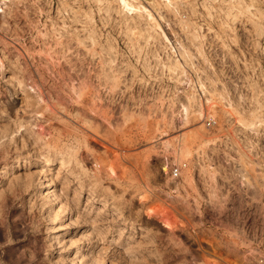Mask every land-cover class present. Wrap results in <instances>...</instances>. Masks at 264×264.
<instances>
[{
  "label": "rangeland",
  "instance_id": "374dc122",
  "mask_svg": "<svg viewBox=\"0 0 264 264\" xmlns=\"http://www.w3.org/2000/svg\"><path fill=\"white\" fill-rule=\"evenodd\" d=\"M249 251L264 264V0H0V264Z\"/></svg>",
  "mask_w": 264,
  "mask_h": 264
},
{
  "label": "bare ground",
  "instance_id": "6f19581e",
  "mask_svg": "<svg viewBox=\"0 0 264 264\" xmlns=\"http://www.w3.org/2000/svg\"><path fill=\"white\" fill-rule=\"evenodd\" d=\"M51 186H52V188H54V184H53V183L51 184ZM54 190H55V191H54V195H55V196H58V191H57L56 189H54ZM196 234H197V233H196ZM222 235H223V234H222ZM245 236H246V235H245ZM245 236H244V237H245ZM196 237H197V236H196ZM198 237H199V236H198ZM220 237H222V236H220ZM224 237H225V235H224ZM224 237H223V238H224ZM226 237H227V235H226ZM238 237H240V236H238ZM242 237H243V236H242ZM223 238H221L220 240H222ZM232 238H234V237H232ZM245 238H246V237H245ZM245 238H244V243H247L248 240H246V242H245ZM216 239H217V238H216ZM224 239H225V240H224ZM224 239H223V240H224V242H225L227 238H224ZM228 239H231V238H228ZM213 240H214V239H213ZM223 240H222V241H223ZM233 240H234V239H232V241H233ZM236 240H237V238L235 239V241H236ZM241 240H242V241H241ZM241 240H238V241H241V245H242V243H243V239L241 238ZM229 241H230V240H229ZM229 241H228V243H229ZM250 241H251V240H250ZM233 242H234V241H233ZM233 242H232V244H233ZM209 243H210V242H209ZM217 243H218V242H217ZM221 243L223 244V242H221ZM225 243H226V242H225ZM230 243H231V242H230ZM234 243H235V246H236V245H237L236 242H234ZM237 243H238V242H237ZM248 243H250V242L248 241ZM251 243H252V242H251ZM218 244H219V243H218ZM232 244H230V245H231L230 248L233 247ZM220 245H221V244H220ZM220 245H219V246H220ZM226 245H227V244H224L223 246H226ZM230 245H228V246H230ZM241 245L238 244V246H241ZM247 245H249V244H247ZM210 246H212L211 243H210ZM214 246H217V247H218V245H217L216 243L214 244ZM238 246H236V247H238ZM255 246H256V245H255ZM212 247H213V246H212ZM212 247H211V248H212ZM217 247H216V248H217ZM241 247H242V246H241ZM257 247H258V246H257ZM257 247L254 248V249H257ZM213 248L215 249V247H213ZM219 248L221 249V247H218V249H219ZM227 248H228V247H227ZM233 248H234V247H233ZM251 248H252V247H251ZM214 249H213V252H214ZM220 249H219V250H220ZM236 249H237V248H236ZM210 250H212V249H210ZM238 250H239V249H238ZM249 250H251V249H249ZM207 251H209V250H207ZM207 251H206V252H207ZM216 251H217V250H215V252H216ZM225 251H226V247H225ZM229 251H231V250H228V252H229ZM241 251H242V250H241ZM247 251H248V250H247ZM261 251H262V250H261ZM210 252H212V251H210ZM210 252H209V253H210ZM215 252H214V255L216 254ZM223 252H224V251H223ZM228 252H227V254H228ZM231 252L236 253V252H234L233 250H232ZM249 252H250V251H249ZM252 252H253V250H252ZM207 253H208V252H207ZM233 253H232V255H233ZM222 254H223V253H222ZM222 254H221V255H222ZM237 254H238V253H237ZM237 254H234V255H237ZM249 254H251V252H250ZM249 254H248V256H249ZM252 254H253V253H252ZM252 254H251L250 259L253 260V263H256V264H260V263H261V264H262V262L260 261V258L256 255V253H255L256 256H255L254 254H253V255H252ZM258 254H259V253H258ZM214 255H213V256H214ZM217 255H218V254H217ZM217 255H216V256H217ZM224 256H225V255H224ZM224 256H223V257H224ZM228 256H229V255H228ZM259 256H260V255H259ZM220 257H221V256H220ZM223 257H222V258H223ZM238 257L240 258V255H239ZM212 258H213V257H212ZM225 258H227V257H225ZM225 258H224V259H225ZM241 258H242V257H241ZM204 259H205V258H204ZM204 259H203V260H204ZM209 259H210V258L208 257V260H209ZM224 259H223V260H224ZM237 259H238V258H237ZM242 259L244 260V258H242ZM250 259H248V260H250ZM261 259H262V258H261ZM228 260H229V257H228L227 261H228ZM248 260H247V261H248ZM206 261H207V260H205V262H206ZM214 261H215V260H214ZM216 261H217V260H216ZM225 261H226V260H225ZM232 261H233V260H232ZM235 261H236V260H235ZM235 261H234V262H235ZM239 261H241V259H240ZM244 261H246V260H244ZM247 261H246V262H247ZM250 261H251V260H250ZM205 262H204V263H205ZM208 262H210V261H208ZM217 262L219 263V261H217ZM217 262H216V263H217ZM228 262H229V261H228ZM242 262H243V261H241V263H242ZM241 263H239V264H241ZM243 263L246 264L245 262H243ZM248 263H251V262H248ZM208 264H210V263H208ZM212 264H215V263L212 262ZM221 264H222V263H221ZM236 264H237V263H236Z\"/></svg>",
  "mask_w": 264,
  "mask_h": 264
},
{
  "label": "built area",
  "instance_id": "2783aa9c",
  "mask_svg": "<svg viewBox=\"0 0 264 264\" xmlns=\"http://www.w3.org/2000/svg\"><path fill=\"white\" fill-rule=\"evenodd\" d=\"M173 173H174L175 176H178L179 173H180V169L178 167L175 168L174 171H173Z\"/></svg>",
  "mask_w": 264,
  "mask_h": 264
}]
</instances>
